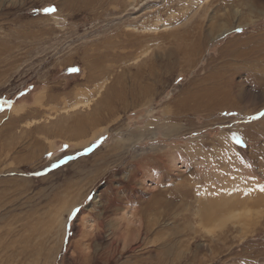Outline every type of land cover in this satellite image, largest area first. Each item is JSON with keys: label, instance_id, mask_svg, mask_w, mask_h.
<instances>
[{"label": "rangeland", "instance_id": "rangeland-1", "mask_svg": "<svg viewBox=\"0 0 264 264\" xmlns=\"http://www.w3.org/2000/svg\"><path fill=\"white\" fill-rule=\"evenodd\" d=\"M263 49L264 0H0V264H264Z\"/></svg>", "mask_w": 264, "mask_h": 264}, {"label": "snow or ice", "instance_id": "snow-or-ice-1", "mask_svg": "<svg viewBox=\"0 0 264 264\" xmlns=\"http://www.w3.org/2000/svg\"><path fill=\"white\" fill-rule=\"evenodd\" d=\"M44 11L45 12H54L55 11V8L54 7H48V8H45L44 9ZM242 29H236V31H241ZM72 71H78V69H72ZM260 116H264V112H262V113H260L259 114ZM253 118H255V117H253ZM237 142L239 143L240 141L239 140H237ZM65 147H67V145H65ZM91 149H89V148H86L84 151L85 152H88V151H90ZM49 156H51V153H49ZM67 159V158H66ZM65 161L64 160H60L58 163H54V164H52L51 165V167L52 168H56V167H58L59 166V164H61V163H64ZM38 175L40 174V173H37ZM261 191H264V188H261ZM89 199H91V197H89ZM78 210L77 209H73L72 210V213L69 215V219H71V216L72 215H75V213L77 212Z\"/></svg>", "mask_w": 264, "mask_h": 264}, {"label": "bare ground", "instance_id": "bare-ground-1", "mask_svg": "<svg viewBox=\"0 0 264 264\" xmlns=\"http://www.w3.org/2000/svg\"><path fill=\"white\" fill-rule=\"evenodd\" d=\"M264 50V49H263ZM103 72H100L99 71V74L96 76V77H98L99 75H100V73H101V76L103 75L102 73H104L105 71L104 70H102ZM96 77H94V78H96ZM134 86H136L135 84H134ZM137 87V86H136ZM135 87V88H136ZM121 88V90L120 89H118V92L120 93V95H123L125 92H124V86L123 87H120ZM246 189V188H245ZM241 191V190H240ZM248 191V190H247ZM244 192V191H243ZM238 193V192H237ZM256 193V192H255ZM240 194V193H239ZM234 195V194H233ZM245 195V194H244ZM243 195V196H244ZM247 195V194H246ZM245 195V196H246ZM260 195V194H259ZM258 196V195H257ZM238 198V197H237ZM242 198V197H241ZM246 198V197H245ZM252 198V197H251ZM246 199H248V197L246 198ZM257 199V198H256ZM255 199V200H256ZM262 199V198H261ZM254 200V201H255ZM253 201V202H254ZM239 202V204H237V206L239 207V208H242L243 207V210H244V208L246 207V205H248L249 203H251L252 204V202L251 201H249V200H246V201H242V202H240V201H238ZM263 202V201H262ZM226 204L227 202L226 201H223L222 200V202H221V204ZM260 204H262L261 202H260ZM255 205H256V203H255ZM252 206V205H251ZM221 215V214H220ZM231 216V215H230ZM246 219V218H245Z\"/></svg>", "mask_w": 264, "mask_h": 264}]
</instances>
